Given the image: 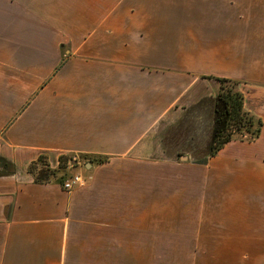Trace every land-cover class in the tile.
I'll use <instances>...</instances> for the list:
<instances>
[{
  "label": "crops",
  "instance_id": "obj_1",
  "mask_svg": "<svg viewBox=\"0 0 264 264\" xmlns=\"http://www.w3.org/2000/svg\"><path fill=\"white\" fill-rule=\"evenodd\" d=\"M219 77L263 126L212 156ZM0 168V264H264V0H0Z\"/></svg>",
  "mask_w": 264,
  "mask_h": 264
},
{
  "label": "trees",
  "instance_id": "obj_2",
  "mask_svg": "<svg viewBox=\"0 0 264 264\" xmlns=\"http://www.w3.org/2000/svg\"><path fill=\"white\" fill-rule=\"evenodd\" d=\"M219 90L215 99L214 123L210 155L218 151L232 140L254 141L262 130L263 121L244 108V95L239 89V81L233 78L219 77ZM65 155L59 156V163L51 167L44 154L30 163L28 172L36 182L47 183L54 178L57 182L69 179L70 171L64 161ZM38 166V171H35ZM59 172L61 175H59ZM69 176V177H68Z\"/></svg>",
  "mask_w": 264,
  "mask_h": 264
},
{
  "label": "rangeland",
  "instance_id": "obj_3",
  "mask_svg": "<svg viewBox=\"0 0 264 264\" xmlns=\"http://www.w3.org/2000/svg\"><path fill=\"white\" fill-rule=\"evenodd\" d=\"M180 21H184V20H180V19H174L172 20V22H174V25H175V30H182L184 27L181 26L179 23ZM188 22V24L191 22L192 24V27L194 26L193 23H195L196 19H193V20H190V19H187L186 20ZM187 24V25H188ZM181 26V28H179V26ZM216 33H217V30L215 29H212V28H207V30H191V46L193 48V50H196L198 52H200L201 50V47H202V51H208L209 54H214V48H215V38H216ZM202 39V41H201ZM204 49V50H203ZM198 71L200 72L201 70L198 69ZM240 84V83H239ZM239 87V85H238ZM218 90H219V87L217 89V92L215 93V95H217L218 93ZM214 98H212L211 100H207V99H203L201 100V102H199V104L196 106V108L200 107L202 108V110L204 111L203 112V115H207V113H209V110H211L210 108H212V106L214 107L213 108V112H214V109H215V99H216V96H215V99H214V102L212 101ZM214 103V104H213ZM187 104H180V103H177V108L180 109V107H186ZM206 112V113H205ZM207 117V116H206ZM215 117V115H214ZM214 117H213V123H214ZM204 118V117H203ZM212 129H213V126H212ZM207 131V127L205 129ZM203 131V130H202ZM211 133H212V130H211ZM204 132L201 133V135H199V139L204 141ZM211 147V146H210ZM41 154H44V153H41ZM44 156H46V160L48 162V164L51 166V167H56L55 165H53L50 161H49V158L47 157L46 154H44ZM65 159L64 161L66 162L67 165V168L71 165V159L72 157H69L67 155H65ZM38 158V157H37ZM36 158V159H37ZM35 159V160H36ZM59 159V158H58ZM196 159H199V158H196ZM34 161V160H33ZM30 165V164H29ZM28 165V166H29ZM1 170V168H0ZM69 170V169H68ZM27 171H28V167H27ZM35 171H38V166H37V169H35ZM73 173H75L73 171ZM59 175H61V173L59 172ZM70 176H71V173H70ZM69 177V176H68ZM73 176H71L70 178H72ZM69 178V179H70ZM54 179V178H52Z\"/></svg>",
  "mask_w": 264,
  "mask_h": 264
},
{
  "label": "built area",
  "instance_id": "obj_4",
  "mask_svg": "<svg viewBox=\"0 0 264 264\" xmlns=\"http://www.w3.org/2000/svg\"><path fill=\"white\" fill-rule=\"evenodd\" d=\"M81 182H82V178H81V176H79V175H75V176H73L72 178H70V179H68L65 183H64V188H66V189H72V188H74L76 185H78V184H81Z\"/></svg>",
  "mask_w": 264,
  "mask_h": 264
},
{
  "label": "water",
  "instance_id": "obj_5",
  "mask_svg": "<svg viewBox=\"0 0 264 264\" xmlns=\"http://www.w3.org/2000/svg\"><path fill=\"white\" fill-rule=\"evenodd\" d=\"M187 157H186V155H182V159H186ZM89 164V163H88Z\"/></svg>",
  "mask_w": 264,
  "mask_h": 264
}]
</instances>
